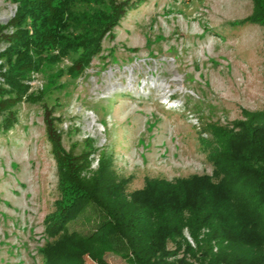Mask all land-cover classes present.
Masks as SVG:
<instances>
[{
  "label": "rangeland",
  "instance_id": "374dc122",
  "mask_svg": "<svg viewBox=\"0 0 264 264\" xmlns=\"http://www.w3.org/2000/svg\"><path fill=\"white\" fill-rule=\"evenodd\" d=\"M14 8L0 0V23ZM252 9L253 0H138L114 27V36L105 37L94 70L85 67L73 76L66 71L70 59L64 58L31 75L34 95L16 100L0 95V264H46L44 250L56 239L47 235L45 222L62 198L46 112L55 117L65 150H90L85 174L96 171L103 157L124 194L148 180L212 174L214 128L232 127L245 110L264 107V27L233 22ZM140 51L174 57L166 74L183 90V109L128 94L92 95L103 60H126ZM102 218V211L88 204L66 222L62 235L89 233ZM183 235L196 246L186 226ZM114 242L115 250H103L104 260L135 264L116 243L120 240ZM84 259L83 264H97L88 255Z\"/></svg>",
  "mask_w": 264,
  "mask_h": 264
},
{
  "label": "trees",
  "instance_id": "16d2710c",
  "mask_svg": "<svg viewBox=\"0 0 264 264\" xmlns=\"http://www.w3.org/2000/svg\"><path fill=\"white\" fill-rule=\"evenodd\" d=\"M9 1L16 9L0 23V95L16 100L34 95L29 80L45 64L69 57L67 73H81L138 0ZM233 22L264 27V0H253L251 13ZM47 115L62 198L45 218L47 235L56 238L44 250L46 264H83L85 255L108 264L102 252L115 250V240L135 264H264V107L245 110L232 127L214 128L212 174L148 180L127 194L103 157L87 176L90 150H65L55 117ZM88 204L103 214L94 230L62 235L66 222ZM185 226L195 247L183 235Z\"/></svg>",
  "mask_w": 264,
  "mask_h": 264
},
{
  "label": "built area",
  "instance_id": "2783aa9c",
  "mask_svg": "<svg viewBox=\"0 0 264 264\" xmlns=\"http://www.w3.org/2000/svg\"><path fill=\"white\" fill-rule=\"evenodd\" d=\"M15 9L16 4L14 12ZM95 58L94 56L86 68L94 70V63L98 64ZM173 63L174 57L157 52L154 55L141 51L132 52L129 59L110 62L106 58L100 69L101 75L92 86V95L96 99H106L116 94H128L137 99L157 101L165 108L183 109V90L179 85H172L171 77L166 74ZM34 75L33 73L32 76Z\"/></svg>",
  "mask_w": 264,
  "mask_h": 264
}]
</instances>
